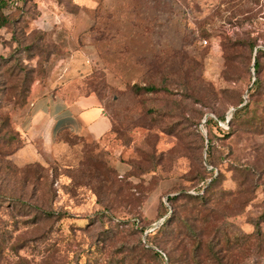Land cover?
Returning <instances> with one entry per match:
<instances>
[{"label":"rangeland","instance_id":"rangeland-1","mask_svg":"<svg viewBox=\"0 0 264 264\" xmlns=\"http://www.w3.org/2000/svg\"><path fill=\"white\" fill-rule=\"evenodd\" d=\"M10 11L0 264H264V0H104L89 32L62 27L56 43L36 8ZM75 54L82 64L61 62ZM68 69L72 94H96L113 130L65 133L69 144L20 164L34 85ZM147 86L159 91L136 90Z\"/></svg>","mask_w":264,"mask_h":264},{"label":"crops","instance_id":"crops-1","mask_svg":"<svg viewBox=\"0 0 264 264\" xmlns=\"http://www.w3.org/2000/svg\"><path fill=\"white\" fill-rule=\"evenodd\" d=\"M64 1L61 4L60 0H39L37 3H26L19 9L36 8L40 17L35 26L50 34L55 43L58 42L62 27H69V33L77 40L80 34L89 32L95 26L94 13L104 0H70L77 12L68 9L65 6L67 0ZM61 62L72 67L83 61L75 54L72 58L61 59ZM68 70L60 79L65 85L59 81L57 84L60 85L55 87L53 82L34 85L27 128L21 130L26 142L15 157L20 164L41 162L42 152L52 153L62 148L59 138L65 133L100 141L112 131L113 122L96 94H72L68 82L72 71L68 73Z\"/></svg>","mask_w":264,"mask_h":264},{"label":"trees","instance_id":"trees-1","mask_svg":"<svg viewBox=\"0 0 264 264\" xmlns=\"http://www.w3.org/2000/svg\"><path fill=\"white\" fill-rule=\"evenodd\" d=\"M9 0H0V10L3 11V14H4V18H3V21L2 22H7L8 21V18L10 15H7L5 13V10L8 9L9 7ZM259 52V51H258ZM261 67H262V64L260 63V61L257 59L256 62H255V71H259L261 70ZM260 84V81L256 80L255 82V86H258ZM136 90L137 91H144L146 93H155V92H158L159 89L156 88L155 86H147V87H136ZM244 103V101L242 100L240 102L239 105H242ZM249 105H250V102H248L247 104H245L244 106H241L240 108H238L235 112H234V115H233V118L232 119H237L238 117H240V115L242 114V112L244 111H247L249 109ZM222 121H224L222 118H221ZM209 123L210 122H213V120H210L208 121ZM113 130V129H112ZM67 134V133H66ZM62 136V137H61ZM60 136V140H62L64 143H70L68 140H67V136L65 134L61 135ZM77 138H81V137H78ZM82 139V138H81ZM212 185L209 186L208 189L211 188ZM190 197V200L192 201H195L197 206H196V210L201 213L202 212V207L200 208L198 205L202 206L201 204L204 203L203 199H205V197H201L200 195H197L196 197L194 196H189ZM169 200L173 203H175L178 198L177 196H173L171 198H169ZM255 237H257V239H263L264 240V233L261 231L260 229V225L259 223L256 224V232L253 234ZM156 256L158 258H161V255L159 253H156Z\"/></svg>","mask_w":264,"mask_h":264},{"label":"built area","instance_id":"built-area-1","mask_svg":"<svg viewBox=\"0 0 264 264\" xmlns=\"http://www.w3.org/2000/svg\"><path fill=\"white\" fill-rule=\"evenodd\" d=\"M39 0H9V10L17 11L19 8H22L26 3H37Z\"/></svg>","mask_w":264,"mask_h":264}]
</instances>
